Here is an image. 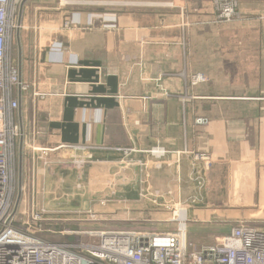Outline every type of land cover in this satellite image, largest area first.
<instances>
[{
  "label": "crops",
  "instance_id": "obj_1",
  "mask_svg": "<svg viewBox=\"0 0 264 264\" xmlns=\"http://www.w3.org/2000/svg\"><path fill=\"white\" fill-rule=\"evenodd\" d=\"M144 1L162 5L23 3L16 60L30 85L24 119L42 128L36 144L96 147L86 185L70 192L86 197V213H105L106 199L131 215L172 214L185 231L194 224L197 245L239 222L264 230V0H239L221 32L210 0ZM198 73L203 81L191 85ZM156 147L166 153L151 154ZM195 152L208 153L210 166L193 163ZM75 155L58 148L37 166L44 198L60 190L52 179Z\"/></svg>",
  "mask_w": 264,
  "mask_h": 264
},
{
  "label": "built area",
  "instance_id": "obj_2",
  "mask_svg": "<svg viewBox=\"0 0 264 264\" xmlns=\"http://www.w3.org/2000/svg\"><path fill=\"white\" fill-rule=\"evenodd\" d=\"M22 2L0 0V264H264V230L243 222L233 225L227 234L218 237L214 243L200 245L187 241L182 223L174 231L161 233L122 228L90 229L82 231L87 234V240L76 242H53L39 235L40 231L43 232L42 220L50 212L43 202L40 205L37 202L38 197L45 199L46 194L38 172L39 161H42L43 167H48L49 153L58 148L91 151L96 147L62 144L50 149L36 144L42 128L36 123L34 115L29 121L30 126L24 119L21 98L30 85L21 79L19 65L11 54L14 36L18 40L19 28L22 27L20 15L16 12V6L19 9ZM214 3L213 23L222 24L239 16V0H214ZM59 4L115 9L162 5L144 0H59ZM70 23L72 19L65 21L64 27ZM104 26L115 28L109 23ZM203 79L201 74H193L190 84ZM37 96L41 95L35 93L32 99ZM32 104L34 109L33 100ZM194 122L195 125H205L208 118L196 117ZM16 145L20 161L22 147L25 146L29 152L26 156L27 176L26 171L22 175L19 162L22 181L27 182L25 187L21 180L18 183L19 167L16 172L14 165ZM182 152L186 153L187 150ZM164 153L166 150L163 148L151 149V154L157 157ZM71 157L78 167H82L91 155ZM197 161L207 167L211 164L206 152H195L193 163ZM198 184L202 186L201 181ZM26 188L28 193L25 192ZM103 200L99 201L102 206L105 205ZM17 220L19 224L15 222Z\"/></svg>",
  "mask_w": 264,
  "mask_h": 264
},
{
  "label": "rangeland",
  "instance_id": "obj_3",
  "mask_svg": "<svg viewBox=\"0 0 264 264\" xmlns=\"http://www.w3.org/2000/svg\"><path fill=\"white\" fill-rule=\"evenodd\" d=\"M26 0H23L22 4H20L19 9L16 6V12L17 15L21 13V7L23 3H25ZM214 0L209 1L210 8L207 7L208 10L213 11L214 10ZM231 22V21H229ZM229 22L220 23L217 26H214L212 29L214 32H221L225 28L224 24H227ZM221 26V28H219ZM23 26V25H22ZM216 26V27H215ZM186 27V26H185ZM193 27V26H192ZM218 27V28H217ZM223 28V29H222ZM22 30V27L19 28V32ZM19 35V34H18ZM19 37V36H18ZM19 46L18 40L14 36V41L12 43L11 47V54L12 57L16 60L17 56V48ZM22 113L24 115V111L22 110ZM19 146V144H18ZM54 153V152H53ZM91 155V151H78V155ZM21 167H22V175L26 171V176L28 175V162L23 161L24 156L29 155L28 149L23 146L21 149ZM49 157H47V160L49 161ZM74 157V156H73ZM66 162H62L61 165H63V168H61V171H64V173H61L58 175V178H53L51 186L52 189L58 186L60 190L56 194H49L48 196L43 199L42 197H38L37 202L40 203L43 202L44 206L46 207V210H49V214H47V218L42 220V231L44 232L42 235L44 238L50 241L55 242H76L81 240H87L88 236L85 232V230L90 229H119L120 227L122 229H132V230H141L146 231L149 233H161L166 231H174L177 227V221L175 220H167V218H173L174 216L172 214L162 217L161 215H131L127 213V209L122 208L121 204L116 205L115 200H103L105 201L106 209L109 212L102 213L101 215L94 216L93 213H86L84 210H81L79 203L83 204L85 202H89L86 197H84L82 200L77 199L78 195L75 196L72 195L70 192L72 191V188L79 187L82 189V185H86V176L88 175V171L90 173L91 171V164L92 161V155L89 161L84 166L78 167L73 161L74 158L72 157H65ZM50 162V161H49ZM14 165L16 168V172L19 167V157L17 156V145L15 148V159H14ZM37 166H43L42 161H39ZM64 169V170H62ZM78 174L82 176V178L78 177ZM68 175V176H67ZM17 178V174H16ZM59 178H62V180H59ZM22 181V178H21ZM17 182V180H16ZM17 184V183H16ZM27 182L22 181V185L25 187ZM69 188L68 191H66L64 188ZM77 190V188H75ZM24 192V191H23ZM25 192L28 193V189H25ZM62 192H65L64 194ZM67 192V193H66ZM146 194V192H144ZM153 193V192H152ZM42 196V195H41ZM149 196V195H147ZM155 199H153V202ZM150 201L148 200L147 203ZM156 202V201H155ZM159 202V201H157ZM178 202V201H177ZM93 204V203H92ZM86 205V204H85ZM151 205V204H150ZM153 206L155 204L152 203ZM39 207V206H38ZM124 210V213H123ZM115 211V212H112ZM180 211L177 210V215L179 217ZM186 215V213H185ZM164 218V219H163ZM184 220V219H182ZM17 224H19V221H15ZM46 222V223H45ZM48 225L49 230L43 229L45 226ZM191 225H194L192 223L188 224V228L186 231V239L188 242H193L194 244L197 243V239L200 238V233L194 229ZM72 231H79V233H73ZM50 233V234H49ZM73 236V237H71Z\"/></svg>",
  "mask_w": 264,
  "mask_h": 264
},
{
  "label": "bare ground",
  "instance_id": "obj_4",
  "mask_svg": "<svg viewBox=\"0 0 264 264\" xmlns=\"http://www.w3.org/2000/svg\"><path fill=\"white\" fill-rule=\"evenodd\" d=\"M176 214H177V210H176ZM185 217H186L185 211L184 210H181L178 219H181L182 220V219H185ZM183 227L184 226L182 225V229H183Z\"/></svg>",
  "mask_w": 264,
  "mask_h": 264
},
{
  "label": "trees",
  "instance_id": "obj_5",
  "mask_svg": "<svg viewBox=\"0 0 264 264\" xmlns=\"http://www.w3.org/2000/svg\"><path fill=\"white\" fill-rule=\"evenodd\" d=\"M23 161H26V156H24V160ZM46 223V222H45ZM43 229H48V225H46L45 226V228L43 227ZM44 232H47V231H43V232H39V235L41 236V237H43L44 238V236L42 235ZM50 234V233H49ZM71 237H73V236H71ZM46 239V238H45ZM53 242H55V241H53Z\"/></svg>",
  "mask_w": 264,
  "mask_h": 264
},
{
  "label": "water",
  "instance_id": "obj_6",
  "mask_svg": "<svg viewBox=\"0 0 264 264\" xmlns=\"http://www.w3.org/2000/svg\"><path fill=\"white\" fill-rule=\"evenodd\" d=\"M20 159H21V157H20ZM19 162H21L20 160H19ZM18 180H19V184H20V180H21V172H20V164H19V175H18Z\"/></svg>",
  "mask_w": 264,
  "mask_h": 264
}]
</instances>
